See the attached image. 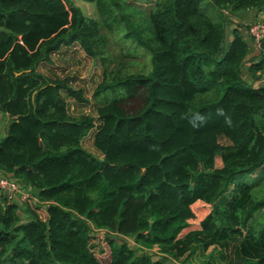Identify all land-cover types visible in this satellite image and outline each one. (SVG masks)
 <instances>
[{"label":"trees","instance_id":"obj_1","mask_svg":"<svg viewBox=\"0 0 264 264\" xmlns=\"http://www.w3.org/2000/svg\"><path fill=\"white\" fill-rule=\"evenodd\" d=\"M204 1L146 11L93 0L92 13L76 0H0V172L45 210L0 194V264H167L155 247L219 264L230 246L231 264H264V40L250 60L259 20L226 13L262 12L264 0H206L218 21ZM76 43L100 70L92 98L70 75L39 70ZM140 49L147 72L120 58ZM66 97L97 101L101 156L82 145L95 118L72 115ZM195 204L206 214L189 230Z\"/></svg>","mask_w":264,"mask_h":264},{"label":"rangeland","instance_id":"obj_2","mask_svg":"<svg viewBox=\"0 0 264 264\" xmlns=\"http://www.w3.org/2000/svg\"><path fill=\"white\" fill-rule=\"evenodd\" d=\"M76 1L79 4L80 3H82V5L84 4L86 6L87 12L91 11L92 13H94L93 8H92L93 0H76ZM128 1L146 11H149L153 5V0H128ZM202 8H204L208 12V14L213 20L218 21L222 19L220 12L212 3H209L208 1L205 0L202 3ZM231 12L232 11H226V13L229 15H231ZM111 43H112V49L115 51L116 54L118 52L120 53L121 48H123L124 51L127 52L128 47H129V44H123L121 42H118L117 44L114 39L111 40ZM133 54H135L133 55V57H129V56L123 57L122 55L120 57V58H123V60L130 62V69L132 71L147 72L151 69V55L147 51L140 49L134 52ZM53 58L55 61L53 62V65H47V66L41 65L39 66V70H43V72H46L47 74H50V75H55V74H59L60 76L70 75L69 78L72 79L73 84L77 87L83 88L86 92V95L92 98L94 89L96 88L98 83L101 81V74L94 60L85 53L82 47L79 44H72L69 47L63 49L62 51H59L58 53H56ZM71 76H73V78ZM71 99L72 98H69L67 100V109L72 115L81 116L83 114H89L95 118L96 125L94 128L90 130L87 137L85 136L86 138L84 137L82 139V145L86 147L87 149H89L94 154L101 156V153L96 151L92 144L94 135L96 134L101 124V121L97 115V107H98L97 101L93 100L89 104V103L77 102L73 99V105H71L68 102ZM134 105H136L135 102L129 101V103L127 104V107L130 109ZM2 120L5 122L4 119ZM3 127L4 126L1 125L0 123V131L1 129L3 130ZM221 164H222L221 158L217 157L216 158L217 167H220ZM31 200L32 201H30L31 202L30 205L34 207L35 204L37 203L34 201V198H31ZM193 208L196 212L198 220L193 219L191 221L189 230L199 228L200 227L199 220L202 217H204L206 214V211L202 209H198L199 207L196 204L193 206ZM33 209H35L42 218H45V213H44L45 210L43 208L34 207ZM25 219H27V217H24V220ZM102 234H103L102 231H100V235ZM129 241L131 245H135V242L133 239H130ZM212 248L213 246H210L206 252H209ZM226 251H227L226 260L219 262V264H228V263L231 264L232 259L234 257V249L232 248V246H230L226 249ZM148 252L151 253L155 259L165 260L167 264H200L201 262L200 253L194 254L190 259V263H183L182 261L183 256L180 257V259H176L173 257L174 260H170L171 254L167 253L166 251L165 253L162 250H159V253H158L157 247L153 249H149Z\"/></svg>","mask_w":264,"mask_h":264},{"label":"built area","instance_id":"obj_3","mask_svg":"<svg viewBox=\"0 0 264 264\" xmlns=\"http://www.w3.org/2000/svg\"><path fill=\"white\" fill-rule=\"evenodd\" d=\"M249 33L253 37L256 48H260L264 40V17L253 23L249 28ZM0 194L15 203L24 205L26 201L34 198L37 203L39 200L32 193V187L10 175H0Z\"/></svg>","mask_w":264,"mask_h":264},{"label":"crops","instance_id":"obj_4","mask_svg":"<svg viewBox=\"0 0 264 264\" xmlns=\"http://www.w3.org/2000/svg\"><path fill=\"white\" fill-rule=\"evenodd\" d=\"M264 17V11H262V12H257L256 10H247L246 12L244 11V12H237V13H233V12H231V19H233L234 20V22H239V23H241V24H244V23H247V22H251V21H253V20H255V19H258V20H260V19H262ZM244 30V29H243ZM244 32H245V30H244ZM76 44H78V43H76ZM70 45H63L58 51H56L54 54H53V57L55 56V54L56 53H58L59 51H62L63 49H65V48H67V47H69ZM258 51L256 50V49H252L251 50V55H250V60H251V58L253 57V56H257L258 55ZM53 62H55L54 61V58H53ZM42 66H47V65H53V63L52 64H47V63H44V64H41ZM40 65V66H41ZM247 67V66H246ZM249 67V66H248ZM248 67L247 68H244V72H247V70H248ZM41 71H43V70H41ZM55 75H59V74H55ZM262 85H264V77H262L259 81H257L256 83H255V87H259V86H262ZM69 98H71V97H66V99L68 100ZM69 102V104H71V105H73V99H71V100H69L68 101ZM98 115V114H97ZM95 136V135H94ZM87 137V136H86ZM85 137V138H86ZM93 147H94V149L96 150V151H98V152H100L96 147H95V145H94V139H93ZM86 148V147H85ZM87 149V148H86ZM89 150V149H88ZM97 155V154H96ZM0 175H3V173L2 172H0ZM23 183H25V182H23ZM26 184V183H25Z\"/></svg>","mask_w":264,"mask_h":264},{"label":"clouds","instance_id":"obj_5","mask_svg":"<svg viewBox=\"0 0 264 264\" xmlns=\"http://www.w3.org/2000/svg\"><path fill=\"white\" fill-rule=\"evenodd\" d=\"M254 49H256L257 51L259 50V49H257L256 47L254 48ZM248 64H247V66H249L250 65V62H247ZM197 118H200V119H202L201 117H197ZM194 126H195V124H194ZM11 176V175H10ZM12 177H14V176H12ZM15 178H17V177H15ZM18 180H20L21 182H25L26 184H28L25 180H22V179H20V178H17ZM32 193L35 195V193L33 192V188H32ZM37 198V197H36ZM38 203V202H37Z\"/></svg>","mask_w":264,"mask_h":264}]
</instances>
